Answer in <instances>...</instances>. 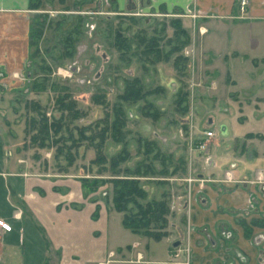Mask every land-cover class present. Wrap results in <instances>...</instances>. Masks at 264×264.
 Wrapping results in <instances>:
<instances>
[{"label": "rangeland", "instance_id": "374dc122", "mask_svg": "<svg viewBox=\"0 0 264 264\" xmlns=\"http://www.w3.org/2000/svg\"><path fill=\"white\" fill-rule=\"evenodd\" d=\"M39 1L38 9L31 7L34 11L30 20L28 58L25 69L19 75L24 86L0 98V129L10 133L14 140V152L27 159L33 173L72 175L84 181V185H79L69 180L67 189L60 193L61 200H74L81 207L71 220L80 229V241L75 248L77 253L71 262L60 263V256H56L54 261L46 264H100L104 260L109 264H190L191 258L187 257L189 246L185 239L190 211V188L186 178L189 174L198 177L208 172L205 156L194 145L195 140L205 130H215L217 137L212 141V151L216 160L224 154L236 156L242 153L245 157L258 155V151L264 154V137L247 135L249 132H264V121L251 116L243 118L245 113L250 112L246 109L248 107L243 96L237 99L234 97L237 95H228L225 99L198 96L199 87L193 83L192 42L179 52L188 57L184 74L174 67L175 57L179 53H175L168 62L152 63L140 59L141 48L136 49L137 35L150 37L158 32L166 50L178 43L174 40L171 23L174 18H180L178 15L143 16L135 10L134 0H128L126 9H120L118 0ZM242 1L236 0L239 4L236 7L237 10L239 8L240 18L247 20H230L221 31L225 30L224 46L232 49L231 52L236 49L240 52L235 61L250 66L259 55H264V0H246L244 8ZM36 22L44 26V33L37 45L32 46L31 26ZM163 26L166 27L165 31H161ZM118 30L131 39L132 50L126 57L129 61L122 60L114 46ZM247 34L249 38H244ZM68 38L73 42L68 43ZM255 41L260 45L254 46ZM230 54L232 57L233 53ZM239 73L236 70L233 74L244 78ZM134 78L141 80L145 91H154L146 98L160 114L156 118L144 115L153 112L145 99L125 105L127 119L124 140L117 142L109 137L104 146L105 154L111 159L120 153L124 143L127 144L129 157L121 163L119 172L111 168L109 159L103 165L106 170L101 171L102 165L94 163L96 149L88 141H83L79 148L73 150L76 159L70 166L65 155L57 156L56 144L51 142L49 147L43 148L31 140L33 132L29 131L30 120L37 116L31 103H39L50 120L59 118L61 111L56 99L59 94L69 92L78 101L84 115L73 122L69 121V126L56 138L68 137L67 128L76 138L79 136L78 128L82 127H87V134L90 135L106 124V118L110 121L114 118L112 105L124 92L125 82ZM182 85L186 88L184 90L190 91L187 112L183 111L185 105L179 106L177 103V92ZM96 93L106 95L108 105L93 102L92 96ZM239 101L244 103L240 104ZM243 105L246 107L242 111L240 107ZM209 118L213 121L211 128L208 126ZM143 139L157 143L149 155L144 153ZM66 144L71 145V140ZM139 165L143 171L153 167L157 172L137 176L147 191V200L162 199L166 194L170 205L166 228L168 235L160 240L125 227L123 213L113 205L112 179L124 176L126 171H135ZM258 167H261V174L258 171V175H264V165ZM195 183L201 185L203 180L197 179ZM261 189H264V185ZM243 219L240 216L236 220L242 223ZM220 229V237L225 243L219 245L218 256L212 264H249L246 253L232 244V235H227L230 229ZM176 241H180L178 246L173 244ZM224 256L230 259L228 263L224 262ZM258 264H264V249L261 247Z\"/></svg>", "mask_w": 264, "mask_h": 264}, {"label": "crops", "instance_id": "0c3cea01", "mask_svg": "<svg viewBox=\"0 0 264 264\" xmlns=\"http://www.w3.org/2000/svg\"><path fill=\"white\" fill-rule=\"evenodd\" d=\"M118 2L120 9L127 8L128 0ZM236 5L239 6L236 0H134L133 6L143 16L178 15L182 19L191 36L190 45L194 46L193 83L199 87V97L243 96L250 111L243 118L251 116L264 121V55L247 66L235 61L240 54L238 49L231 52L224 46L225 30L221 29L227 22L247 20L240 18ZM33 11L31 0H0V98L24 86L19 75L28 58ZM245 35L244 38L248 37ZM253 45L260 44L255 41ZM236 70L244 78L234 75ZM246 106L240 109L243 111ZM212 124L209 118V128ZM250 133L264 137L263 131ZM14 151L12 136L0 129V220L12 226L10 231L0 232V263L46 264L56 256H60V263L71 262L80 241L79 226L71 220L81 207L74 200H61L60 193L67 189L69 180L79 185L82 180L72 175L33 173L27 159ZM262 155L258 151V155L248 157L242 153L224 154L217 160L214 157L210 165H205L207 174L198 176L203 184L189 186L185 239L190 264H212L216 260L219 245L225 243L220 237L221 227L230 229L227 235H232V244L246 253L247 262L258 264L260 247L264 249V227L251 221H264V189H261L264 175H258L261 169L258 166L264 165ZM227 171L232 172V181L227 179ZM240 216L253 229L250 236L236 220ZM224 257L228 263L230 259Z\"/></svg>", "mask_w": 264, "mask_h": 264}, {"label": "trees", "instance_id": "16d2710c", "mask_svg": "<svg viewBox=\"0 0 264 264\" xmlns=\"http://www.w3.org/2000/svg\"><path fill=\"white\" fill-rule=\"evenodd\" d=\"M37 1V2H35ZM33 2V3H32ZM31 7L38 9L40 7L39 0H31ZM172 26L174 28V40L178 43L171 46L169 50H166L161 44V37L159 33L156 32L153 36L147 35H137L138 45L136 49L141 48L140 59L150 61L152 63H158L160 61H171V58L175 53H179L191 42V36L189 31L183 26L182 19L174 18L172 21ZM166 27L163 26L161 31H165ZM157 31V30H156ZM44 33V26L40 22H36L31 26V44L32 46L37 45V42L41 40ZM68 43H72L70 38L67 39ZM131 39L125 36L122 30H118L115 37L114 46L120 52L122 60H128L127 53L132 50V45L130 43ZM75 43V40H74ZM73 54H69V56ZM129 61V60H128ZM188 62V57L180 54L175 57L174 67L179 73H186V64ZM184 85L180 87L177 92V103L185 107L184 112L188 110V98L190 95L189 90H184ZM154 91L150 92L144 90V86L139 78H134L132 80H127L125 82L124 92L119 96V100L112 105L114 118L110 121L106 118V124L98 128L93 134H87V127L78 128L79 136L76 138L69 128L66 130L69 132L68 137L60 136L56 138L66 126H69V121L73 122L79 119L84 112L78 107V101L69 93H61L56 99V104L58 109L61 111V116L59 118H54L50 120L47 117L43 107L39 103H31V107L36 111L37 116H33L30 120V130L33 134L31 140L33 142L39 143L40 147H47L51 142L58 146L57 156L65 155L68 160L69 165L72 166L75 161V155L73 150L79 148L83 141H88L96 149L97 157L94 161L102 165L101 171L106 170V163H108V157L104 152V146L106 140L111 137L117 142H121L124 139V128L126 126V104H136L140 100L145 99L147 102L148 94H152ZM92 101L98 105H108L106 95L102 93H96L92 96ZM150 108H153V112L149 111L143 113L146 116L158 117L160 114L157 109L154 108L151 102H147ZM144 112V110H143ZM249 137L261 136L259 134H247ZM71 140V145H67L66 141ZM143 147L145 149L144 153L149 155L157 144L153 140L143 139ZM48 143V144H47ZM49 147V146H48ZM160 156V152L157 153ZM129 157V152L127 149V144H123V148L116 156L109 159L111 168L115 172H119L118 168L121 163L127 161ZM164 162V159L162 160ZM151 170L143 171L139 165L135 171H126L127 174L121 177H114L112 179L114 190H113V205L114 208L123 213V224L125 227L130 229L135 233H144L156 240L162 239L167 236V226L169 224L170 215V205L166 200V194L163 195L162 199H148V194L146 189L141 186V181L137 176L148 175L156 170L150 167ZM165 169V168H164ZM167 169V168H166ZM65 171V170H63ZM157 173V172H155ZM119 174V173H118ZM159 174V172H158ZM120 175V174H119ZM118 175V176H119ZM83 185L84 181L82 180ZM86 183V182H85ZM98 208V207H97ZM252 224L263 226L264 221L253 219ZM242 225L245 227V234L250 236L252 229L247 225L245 221H242Z\"/></svg>", "mask_w": 264, "mask_h": 264}, {"label": "built area", "instance_id": "2783aa9c", "mask_svg": "<svg viewBox=\"0 0 264 264\" xmlns=\"http://www.w3.org/2000/svg\"><path fill=\"white\" fill-rule=\"evenodd\" d=\"M246 0L242 1V8H244V5H246ZM217 137L216 131L213 129H207L203 132L202 136H198L195 140V146L205 156L206 163L210 165L213 161L214 155H213V144L212 141L215 140ZM227 179L232 181V172L227 171L226 173ZM198 177H195L191 174L186 178V181L189 186H192L195 181H197ZM199 180V179H198ZM12 226L3 220H0V232H7L10 231ZM100 264H109L108 262H103Z\"/></svg>", "mask_w": 264, "mask_h": 264}, {"label": "water", "instance_id": "95a60500", "mask_svg": "<svg viewBox=\"0 0 264 264\" xmlns=\"http://www.w3.org/2000/svg\"><path fill=\"white\" fill-rule=\"evenodd\" d=\"M173 244H174V246H178L180 244V241H176Z\"/></svg>", "mask_w": 264, "mask_h": 264}]
</instances>
